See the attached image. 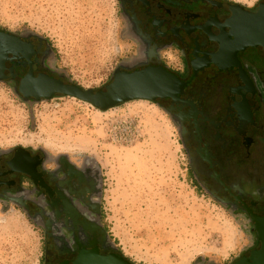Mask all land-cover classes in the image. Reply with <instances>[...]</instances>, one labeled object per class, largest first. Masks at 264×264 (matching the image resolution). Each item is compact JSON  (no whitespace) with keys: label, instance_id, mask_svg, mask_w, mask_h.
I'll use <instances>...</instances> for the list:
<instances>
[{"label":"rangeland","instance_id":"rangeland-1","mask_svg":"<svg viewBox=\"0 0 264 264\" xmlns=\"http://www.w3.org/2000/svg\"><path fill=\"white\" fill-rule=\"evenodd\" d=\"M0 28L46 41L56 71L84 89H103L137 54L118 0H0ZM19 148L99 167L110 246L133 264H234L259 246L244 215L196 184L176 122L154 102L102 112L71 97L24 100L0 82V157ZM31 219L0 198V264H42L46 239Z\"/></svg>","mask_w":264,"mask_h":264},{"label":"flooded vegetation","instance_id":"flooded-vegetation-1","mask_svg":"<svg viewBox=\"0 0 264 264\" xmlns=\"http://www.w3.org/2000/svg\"><path fill=\"white\" fill-rule=\"evenodd\" d=\"M118 2L127 34L137 48L129 61L132 69L122 71L161 67L184 86L178 100L155 103L176 122L196 184L249 221L246 208L264 216V49L248 47L235 57L221 54L237 4ZM245 9L255 12L257 7ZM15 36L22 45H17L16 56H9L13 60L6 63L5 82L18 90L32 72L35 78L45 75L72 84L53 67L54 54L46 41L33 35ZM26 151L29 157L23 163L32 175L9 173V163L19 149L0 157V198L15 201L42 228L46 239L42 264H74L83 250L97 249L109 256L113 251L102 223L99 167L90 159L75 161L68 156L50 157L41 150Z\"/></svg>","mask_w":264,"mask_h":264},{"label":"water","instance_id":"water-1","mask_svg":"<svg viewBox=\"0 0 264 264\" xmlns=\"http://www.w3.org/2000/svg\"><path fill=\"white\" fill-rule=\"evenodd\" d=\"M238 11L228 26L231 28L228 41L222 44L221 54L225 52L233 54L248 47H262L264 49V3H260L255 12H250L244 7L237 5ZM231 36L234 37L231 40ZM22 45L14 34L0 31V82H5L7 76L6 63L11 61L10 54L17 55V45ZM227 53V54H228ZM128 67H119L113 75L112 82L104 90L95 91L84 89L74 84H65L61 80L51 79L45 75L35 78L31 72L16 89L17 95H22L24 100L31 98L36 102L51 100L56 95L71 97L85 102L100 110L107 112L120 105L132 101L157 102L160 99L171 98L178 100V95L183 93V84L164 68H147L140 71L128 72ZM19 95V96H20ZM22 157V158H19ZM29 153L24 148H19L17 157L9 163V173H23L32 175L33 170L23 163V158H28ZM0 176L2 174L0 173ZM1 184V182H0ZM12 202L15 203L12 199ZM250 216V222L257 233V241L260 247L243 256L234 264H264V216L255 214L246 208ZM109 256H102L96 250H83L74 264H133L123 257L117 249L112 248Z\"/></svg>","mask_w":264,"mask_h":264}]
</instances>
